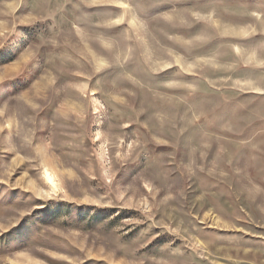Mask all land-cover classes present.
Here are the masks:
<instances>
[{"label": "rangeland", "instance_id": "374dc122", "mask_svg": "<svg viewBox=\"0 0 264 264\" xmlns=\"http://www.w3.org/2000/svg\"><path fill=\"white\" fill-rule=\"evenodd\" d=\"M21 33L0 55V264H264L260 0H0V50Z\"/></svg>", "mask_w": 264, "mask_h": 264}, {"label": "snow or ice", "instance_id": "6c2138e0", "mask_svg": "<svg viewBox=\"0 0 264 264\" xmlns=\"http://www.w3.org/2000/svg\"><path fill=\"white\" fill-rule=\"evenodd\" d=\"M260 2L262 4H264V0H260ZM167 6L168 7H180L181 5L170 4V5H167ZM193 30H195V29H193ZM116 31H119V29H117ZM109 34H114V33H109ZM27 40H28V37L23 35V33H21L20 35L13 36L8 41V43L5 45V48L3 50H0V55H3L6 52L9 55V57H11L12 53L15 50V47L18 44L24 45L25 43H27ZM209 47H211V45ZM207 50H208L207 48H203V49H200L199 52H206ZM196 54H198V52L197 51H192V50L185 52V55H188V56H192V55H196ZM0 62H2V61H0ZM38 70H39V65L37 63H33V64L29 65L24 70V72L22 73L21 77L18 78V80L15 82V84H20L23 81H25L27 79H30L31 76L35 72H37ZM113 74H114V70L102 73L101 77H97V78H110V76L113 75ZM65 78H67V77H65ZM10 85H12V84H5L3 86H0V102H2V100L6 96H8L10 94L8 92V89H9ZM198 99H199V97H193L192 98V102H195ZM228 108H230V106H227L225 108L224 112H218V113H215L213 115L208 116L205 120L201 121V125L198 126L195 129H193V131H199L201 127H209V128L216 127L217 124L220 122V120L225 117V113L227 112ZM49 114H50V110H49ZM124 171L125 170L122 169L121 172L117 176V182L120 183V184H123V183L127 182V177L124 175ZM100 187H101V190H103V186L101 185ZM32 203H34L36 205V209L37 210H46L47 205L41 204L38 201H32ZM34 213H36L35 210H34L33 214L30 215L23 222V224L21 225V228H25L26 226H28L30 224V222H31V224L34 225L35 222L39 221L40 217L39 216H34ZM17 232H20V230L18 229ZM21 235H23V233H21ZM2 240H3V238H0V243H2Z\"/></svg>", "mask_w": 264, "mask_h": 264}, {"label": "bare ground", "instance_id": "6f19581e", "mask_svg": "<svg viewBox=\"0 0 264 264\" xmlns=\"http://www.w3.org/2000/svg\"><path fill=\"white\" fill-rule=\"evenodd\" d=\"M46 179L47 181L51 184V186L53 187L54 184H53V180H52V177L50 176L49 173H46ZM54 188V187H53Z\"/></svg>", "mask_w": 264, "mask_h": 264}]
</instances>
